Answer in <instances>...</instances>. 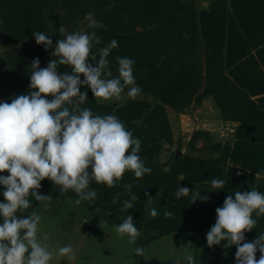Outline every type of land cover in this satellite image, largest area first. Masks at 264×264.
Segmentation results:
<instances>
[{"label": "trees", "instance_id": "1", "mask_svg": "<svg viewBox=\"0 0 264 264\" xmlns=\"http://www.w3.org/2000/svg\"><path fill=\"white\" fill-rule=\"evenodd\" d=\"M89 12L106 26L87 27L86 31H95L102 41L94 45L92 55L98 60L99 49L115 39L118 47L108 57L112 75H118L117 57L134 60L136 85L160 104L149 110V105L139 100L123 105L97 103L90 89L81 88L88 93L84 107L94 114H115L140 139L138 155L152 170L139 179L126 171L112 188L93 182L90 188L97 197L88 201L89 215L85 218L91 225L117 226L132 215L141 233L132 244L133 264H175L174 260L145 261L134 249H145L147 244L173 234L199 237L197 241L207 247L203 237L227 195L252 188L264 193V1L0 0V101L10 103L13 96L28 94L31 62L39 58L44 68L52 58V49L46 52L37 45L33 32L49 35L55 44L61 39L60 26L75 32L76 22L85 21ZM199 49L204 54L203 69L192 56ZM58 71L63 74L70 69L61 66ZM209 98L224 120L236 123L231 141L211 144L207 131L196 130L185 144L186 153L176 161L171 158L164 165L168 169H163L158 156L163 144L173 145L164 106L182 114L191 102L199 104ZM200 142L203 146L196 149ZM205 144L211 145L206 148ZM182 146L179 139L176 148ZM194 151L203 154L195 156ZM212 177L224 179V188L213 190L209 182ZM127 184L132 185L131 193L138 199L132 208L122 211L129 196L120 195L116 203L112 201L117 193H125ZM179 186L192 192L177 200L174 194ZM39 191L54 199H76L72 190L61 194L60 187L47 179ZM2 192L0 185V202H4ZM196 192L207 195L208 200L192 203ZM146 193L152 198L150 203ZM29 199L33 206L18 215H28L45 202ZM151 208L157 209L156 217L150 215ZM165 211L172 216L165 218ZM260 233H264V217L245 234L246 240L252 241ZM235 252L236 248L220 260L221 264H236ZM259 256L257 252V259Z\"/></svg>", "mask_w": 264, "mask_h": 264}, {"label": "clouds", "instance_id": "2", "mask_svg": "<svg viewBox=\"0 0 264 264\" xmlns=\"http://www.w3.org/2000/svg\"><path fill=\"white\" fill-rule=\"evenodd\" d=\"M84 19L89 29L106 27L92 12ZM58 32L61 39L55 44L49 35L33 32L37 45H42L46 52L52 49V58L44 68L39 58L31 62L28 94L13 96L10 103L0 101V174H8L0 175L4 197V202H0V264H51L54 258L75 260L72 245L55 249L49 245L47 234L39 235L40 214L32 211L18 215L33 206L29 197L37 202L52 199L39 191L43 180L59 186L61 194L72 190L75 203L80 204L95 201L97 193L90 188L93 182L112 188L126 171L136 179L152 171L138 155L140 139L115 114H94L84 107L88 93L81 92V88L90 89L100 103L119 100L127 89V96L135 99L142 92L133 75L135 61L117 57L118 75L113 76L108 57L118 47L115 39L99 49L97 60L92 49L102 41L95 31L69 32L60 26ZM61 66L70 72L60 74ZM260 175L256 173L257 177ZM209 182L213 190L223 189L226 183L216 177ZM124 188L125 193H117L112 202L116 203L120 195H128L122 205V211H127L138 198L131 193V184ZM190 192L188 187L179 186L174 197L179 200ZM208 198L196 192L192 203L206 202ZM151 199L148 197L149 203ZM43 206L47 208V204ZM215 212V223L206 233L207 246L212 248L225 242V248L235 246L236 264H264V233L257 234L252 241H247L245 235L264 217V193L256 188L236 191L227 195ZM150 215L156 217L157 209L151 208ZM164 216L171 217L172 213L165 211ZM114 231L121 239L127 237L130 244H135L141 235L132 215L115 226ZM134 252L142 256L144 249L136 247ZM186 260L187 264H195L192 255Z\"/></svg>", "mask_w": 264, "mask_h": 264}, {"label": "rangeland", "instance_id": "3", "mask_svg": "<svg viewBox=\"0 0 264 264\" xmlns=\"http://www.w3.org/2000/svg\"><path fill=\"white\" fill-rule=\"evenodd\" d=\"M85 22L77 21L75 31H86L87 22ZM192 56L199 60L203 69V51L199 49ZM132 100L147 103L149 110L156 104H160L157 99L144 93H140L135 99H130L127 94H122L119 100L113 99L102 102H114L123 105ZM164 108L172 133L173 145L163 144L158 156L161 166L166 165L171 158L174 161V155L177 151L183 155L186 153L187 147H185V144L196 130L207 131L212 138L211 144L220 143L224 145L226 142L231 141L236 123L224 120L211 98L203 100L199 104L191 102L190 106L182 114L175 113L168 106H164ZM179 139H181L183 145L181 149L176 148V143ZM202 144L203 142L198 143L196 149H200L203 146ZM210 145L205 144L204 147L209 148ZM202 154L203 152L201 151L193 152L195 156ZM163 169L167 170L168 167L164 166ZM44 204H47V208L43 206ZM89 206L88 201L76 204L75 199L52 198L43 202L35 210L42 218L39 226V235L47 234L49 236V245L55 249L70 244L75 252V260L54 258L51 264H133V245L128 242L127 237L121 239L114 231L115 226L105 224L91 225L89 220L85 218V215H89L87 213ZM215 219L216 214L213 216L212 226L215 223ZM84 224L87 226L86 229L83 228ZM191 238H194V241H191ZM198 239L199 237H190L186 234L164 236L149 245L147 244L144 249L143 259L145 261L174 260L175 264H187L186 257L192 255L195 264H221L220 260L222 261L229 252L235 249V246L225 248V242H221V245L213 246L212 248L205 247L202 245V241H197ZM203 239H206V237H203ZM213 248L217 249L216 252H213Z\"/></svg>", "mask_w": 264, "mask_h": 264}, {"label": "water", "instance_id": "4", "mask_svg": "<svg viewBox=\"0 0 264 264\" xmlns=\"http://www.w3.org/2000/svg\"><path fill=\"white\" fill-rule=\"evenodd\" d=\"M182 155H183V154H181L179 151H177L176 154L174 155V161H176L177 158H178V157H181ZM246 191H247V189H246ZM86 227H87V226L84 224V225H83V228L86 229ZM191 241H194V238H191ZM212 250H213V252H216L217 249H216V248H213Z\"/></svg>", "mask_w": 264, "mask_h": 264}, {"label": "crops", "instance_id": "5", "mask_svg": "<svg viewBox=\"0 0 264 264\" xmlns=\"http://www.w3.org/2000/svg\"><path fill=\"white\" fill-rule=\"evenodd\" d=\"M246 191V190H245ZM247 191H248V189H247Z\"/></svg>", "mask_w": 264, "mask_h": 264}]
</instances>
